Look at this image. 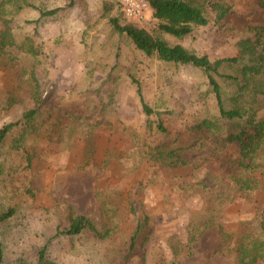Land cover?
<instances>
[{"label": "rangeland", "instance_id": "374dc122", "mask_svg": "<svg viewBox=\"0 0 264 264\" xmlns=\"http://www.w3.org/2000/svg\"><path fill=\"white\" fill-rule=\"evenodd\" d=\"M72 1L58 20H37L32 7L0 19V128L38 107L0 145V211L14 209L0 226L5 264H35L43 246L47 264H264V256L236 258L239 242L264 243V147L258 169L237 166L238 143L196 128L217 114L205 73L147 56L110 23L132 21L214 60L259 36L264 7L225 0L217 20L207 4L209 22L179 38L161 33L151 13L128 19L117 0ZM222 95L232 105L223 85ZM258 98L264 118V95ZM249 177L254 188H240L236 179ZM77 215L93 229L56 235Z\"/></svg>", "mask_w": 264, "mask_h": 264}, {"label": "trees", "instance_id": "16d2710c", "mask_svg": "<svg viewBox=\"0 0 264 264\" xmlns=\"http://www.w3.org/2000/svg\"><path fill=\"white\" fill-rule=\"evenodd\" d=\"M147 1L151 8V17L156 20L160 32L179 38L188 34L192 30L193 25H205L209 22V17L204 7L207 4L215 11L217 20L222 19L228 10L225 0H204L203 2H200V0H197V2L193 0ZM117 2L121 8L120 0H117ZM258 4L264 7V0H258ZM26 7L38 10L37 20H58L60 12L68 11L73 7V1L47 9L34 4V0H0V19L8 12L17 13ZM7 21L8 19H3V24ZM110 23L115 30L119 33H124L134 43L135 47L147 56H156L168 62L191 64L202 70L214 94L217 114L214 119L209 117L202 118L196 128L205 127L213 132L219 131V133L224 135L223 139L225 141L238 143L240 157H238L239 163L237 166L250 168L251 171L259 168L260 164L257 161V155L264 147V118L258 116L255 105H257L259 100L258 96L264 95V26L255 27L258 29L257 34L259 36L257 35L255 38L245 37L238 40L239 49L236 55L211 60L207 55L197 54L179 43L171 44L159 34L154 35L146 28L138 26L132 21L121 25L118 23L117 17L113 16L110 17ZM5 35H7L6 28L2 37ZM3 43L2 41L1 44ZM32 79L36 80L35 74H32ZM222 85L223 89L229 90L231 94L232 105L229 107L224 105ZM37 89L38 84L35 81L34 90L38 95L36 100H39L40 93H38ZM139 95L143 111L147 115L151 114L153 112L152 108L144 102L140 93ZM37 108V106L30 108L23 114V118L4 124L0 128V145L9 130L23 119L28 121L37 111ZM156 113L160 114V112ZM157 125L159 130H165L161 120H158ZM173 154L170 153L168 155L174 156ZM251 179L249 177L248 179L243 178L241 180V178H237L236 180L240 188L252 189L254 188V181ZM13 213L14 209L11 207L5 211L1 210L0 226L9 220ZM261 216L259 230L264 233V214ZM137 222L138 231L142 220L138 219ZM85 227L93 229L91 222L85 216L77 215L71 219L66 229L56 230V235L62 233L74 235L81 232ZM245 235L247 234L243 236ZM133 240L134 238H132L129 250L134 245ZM248 241L250 240L239 242L236 258L240 262L253 263L264 256V243H262L263 241L253 240L251 247H249ZM4 252L3 242L0 239V264H5ZM47 263L49 261L45 258V248L43 246L38 251L35 264Z\"/></svg>", "mask_w": 264, "mask_h": 264}, {"label": "built area", "instance_id": "2783aa9c", "mask_svg": "<svg viewBox=\"0 0 264 264\" xmlns=\"http://www.w3.org/2000/svg\"><path fill=\"white\" fill-rule=\"evenodd\" d=\"M120 4L124 15L134 21L145 19L151 13L147 0H120Z\"/></svg>", "mask_w": 264, "mask_h": 264}]
</instances>
